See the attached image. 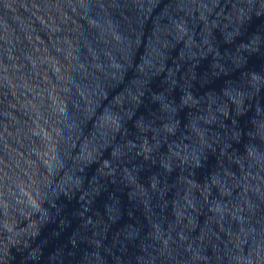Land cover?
Wrapping results in <instances>:
<instances>
[{"label":"water","instance_id":"obj_1","mask_svg":"<svg viewBox=\"0 0 264 264\" xmlns=\"http://www.w3.org/2000/svg\"><path fill=\"white\" fill-rule=\"evenodd\" d=\"M0 263L264 264V0H0Z\"/></svg>","mask_w":264,"mask_h":264}]
</instances>
